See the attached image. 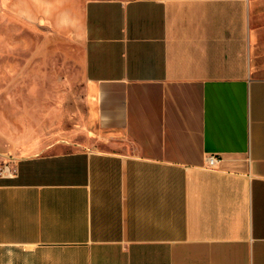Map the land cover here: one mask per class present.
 I'll return each instance as SVG.
<instances>
[{
    "label": "crops",
    "instance_id": "1",
    "mask_svg": "<svg viewBox=\"0 0 264 264\" xmlns=\"http://www.w3.org/2000/svg\"><path fill=\"white\" fill-rule=\"evenodd\" d=\"M3 9L78 33L86 130L12 159L0 134V264H264V0Z\"/></svg>",
    "mask_w": 264,
    "mask_h": 264
},
{
    "label": "rangeland",
    "instance_id": "2",
    "mask_svg": "<svg viewBox=\"0 0 264 264\" xmlns=\"http://www.w3.org/2000/svg\"><path fill=\"white\" fill-rule=\"evenodd\" d=\"M45 13L46 11L40 10ZM0 11V134L10 159L85 140L82 42L63 18Z\"/></svg>",
    "mask_w": 264,
    "mask_h": 264
},
{
    "label": "built area",
    "instance_id": "3",
    "mask_svg": "<svg viewBox=\"0 0 264 264\" xmlns=\"http://www.w3.org/2000/svg\"><path fill=\"white\" fill-rule=\"evenodd\" d=\"M216 162H217V159L214 156L207 157V163L209 167H213ZM10 164H11L10 161H4L0 163V177L15 174V170Z\"/></svg>",
    "mask_w": 264,
    "mask_h": 264
}]
</instances>
